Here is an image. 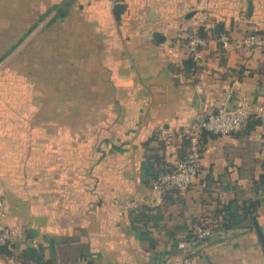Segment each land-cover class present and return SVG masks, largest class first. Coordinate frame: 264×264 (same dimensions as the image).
<instances>
[{
    "label": "crops",
    "instance_id": "obj_1",
    "mask_svg": "<svg viewBox=\"0 0 264 264\" xmlns=\"http://www.w3.org/2000/svg\"><path fill=\"white\" fill-rule=\"evenodd\" d=\"M249 32H264V0H0V194L13 253L179 264L176 243L205 218L218 230L189 242L193 264H264V121L204 135L201 175L185 190L153 189L143 146L155 135L159 162L173 164L208 111L264 102V47H235ZM199 33L207 45L193 61L186 42ZM139 207L149 217L135 222Z\"/></svg>",
    "mask_w": 264,
    "mask_h": 264
},
{
    "label": "built area",
    "instance_id": "obj_2",
    "mask_svg": "<svg viewBox=\"0 0 264 264\" xmlns=\"http://www.w3.org/2000/svg\"><path fill=\"white\" fill-rule=\"evenodd\" d=\"M229 35L221 33L219 41L224 47H228L230 43ZM207 45V40L197 34L189 36L186 42V51L188 56L197 61L200 56V50ZM264 47V32H249L241 39L235 47ZM250 115H254L261 121H264V102L259 104H251L247 101H239L231 108L220 107L216 110H210L201 118L195 130L190 134V142L187 148L186 155L174 162V167L170 171L162 172L158 175L157 182L152 184L153 189L158 191L162 187H174L185 190L191 185L198 182L202 171L200 159L202 157L201 144L198 138L199 131H207L209 133L226 136L235 131H238L243 123ZM204 185L203 182L200 183ZM7 217V200L3 195H0V245L11 246L15 239L13 228L6 222ZM191 233L194 240L204 242L211 236V229L208 226L200 224H192ZM191 241L181 239L176 243V249L181 253V263L193 264L191 253ZM194 242V241H193ZM160 264H174L168 261H163Z\"/></svg>",
    "mask_w": 264,
    "mask_h": 264
},
{
    "label": "trees",
    "instance_id": "obj_3",
    "mask_svg": "<svg viewBox=\"0 0 264 264\" xmlns=\"http://www.w3.org/2000/svg\"><path fill=\"white\" fill-rule=\"evenodd\" d=\"M65 4L68 5V2H65ZM59 11H60V15H65V11L63 9H60ZM59 11H58V14H59ZM115 12H116V16H118L120 11H118L116 9ZM201 33H203V32H201ZM201 33H199L200 36H202ZM250 116H254V115H250ZM256 120H258V118ZM206 134H212V133H209V132L203 131V130L198 132V138L200 140V144L202 143V138ZM155 139H156V136L154 135V136L150 137L148 140L143 142V146L146 148V151L149 152L148 154H146V157H147V174H148V178H149L148 181L151 183V185L154 184L155 182H157L158 175L160 173L170 171L174 167V163L170 164V165H166V164H163L162 162H159L162 159V157L158 153L160 146L151 147L149 145L150 142L155 140ZM160 142L161 141H159V143ZM189 142H190V135L184 134L183 138H182L181 145L182 146L189 145ZM185 155H186V153H183L179 159L183 158ZM262 182H264V179H262ZM169 190L175 191V190H177V188L162 187L160 192L167 193V191H169ZM174 191H172V192H174ZM256 203H257V201H253L251 204V207L252 208L255 207ZM145 210H146L145 207H139L137 212L131 211L130 216L132 217V220L135 222H139V220H141V221L146 220V218L149 217L148 216L149 212H146ZM196 224H200L203 226L210 227L212 233H214L215 231L218 230V225H214L213 222H209L205 218L199 219L196 222ZM228 227H229V225H228ZM212 233H211V235H212ZM192 236H193V234L191 233V229L189 228L186 240L193 242L194 239L192 238ZM11 246H12V244H11ZM190 255L192 257L191 253H190ZM9 256L16 257L18 260L21 261L22 264H57L55 259L44 257L41 246H37V247L28 246V247L23 248L18 254H14L10 247H8L6 245H0V257L4 258V257H9ZM72 264H83V263L75 262ZM85 264H95V263L93 261H89Z\"/></svg>",
    "mask_w": 264,
    "mask_h": 264
},
{
    "label": "rangeland",
    "instance_id": "obj_4",
    "mask_svg": "<svg viewBox=\"0 0 264 264\" xmlns=\"http://www.w3.org/2000/svg\"><path fill=\"white\" fill-rule=\"evenodd\" d=\"M201 51V50H200ZM6 68H8V67H6ZM52 89H53V87H49V91H50V96L48 97L49 98V100L51 101V100H53V96H51V93H53V92H51L52 91ZM6 93H7V91H5ZM64 102V101H63ZM78 103H80V102H78ZM85 103V102H84ZM69 104V103H68ZM67 104V105H68ZM80 106H84V104L82 103ZM227 108H231V107H227ZM81 111H86V112H84V113H81V117H80V121L82 122V121H84V120H86L87 118H89L88 117V112L90 111L89 109H81ZM85 113H86V115H85ZM90 119H91V117H90ZM200 163H201V166H202V162H201V159H200ZM202 172V171H201ZM201 175V174H200ZM181 190V189H180ZM1 195V194H0ZM5 197V196H4ZM13 233H14V235H15V239H16V233H15V230H13ZM14 239V240H15ZM10 248H11V250L12 251H14L16 248H13L12 246H10ZM0 264H22L21 263V261L20 260H18L16 257H14V256H9V257H4V258H1L0 257Z\"/></svg>",
    "mask_w": 264,
    "mask_h": 264
}]
</instances>
